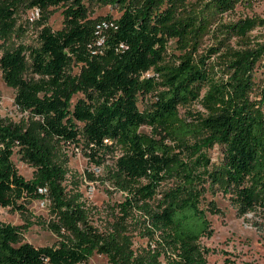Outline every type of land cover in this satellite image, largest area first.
<instances>
[{"label": "trees", "instance_id": "16d2710c", "mask_svg": "<svg viewBox=\"0 0 264 264\" xmlns=\"http://www.w3.org/2000/svg\"><path fill=\"white\" fill-rule=\"evenodd\" d=\"M239 2L0 0L3 79L36 118L22 128L0 115V206L49 199L43 224L57 236L35 246L23 239L27 225L0 219V264H86L95 253L111 264H209L202 238L214 234L209 213L222 211L208 192L229 195L238 216L264 215V79L254 75L264 44L250 37L264 19L225 24L235 46L205 47L218 16ZM107 6L118 15L93 16ZM59 7L55 29L48 22ZM23 11L39 17L37 44L15 41ZM196 101L203 110L182 111ZM70 144H82L90 163L112 162L107 180L125 194L119 228L100 231L81 193L67 192L55 153ZM16 152L35 168L32 179L19 173ZM133 222L144 240L137 249Z\"/></svg>", "mask_w": 264, "mask_h": 264}, {"label": "rangeland", "instance_id": "374dc122", "mask_svg": "<svg viewBox=\"0 0 264 264\" xmlns=\"http://www.w3.org/2000/svg\"><path fill=\"white\" fill-rule=\"evenodd\" d=\"M118 13L110 7L94 8L93 16L100 13ZM264 19V0H240L233 10L224 12L218 16L213 24L210 34L205 41V47H219L222 42H231L235 46L236 39L227 35L224 25L236 22L241 19ZM62 8H55L49 25L57 29L62 26ZM22 26L24 31L17 42L26 44H37V35L41 29L39 17L35 11H23L18 15V27ZM252 46L264 44V26H257L251 33ZM13 40H11L12 42ZM1 43V41H0ZM172 48L174 43L171 42ZM2 48L0 46V56ZM255 78L258 82L264 79V64L255 71ZM149 97H147L148 99ZM15 89L9 87L3 79L0 69V115L5 122L27 128L33 125L36 118L30 112L22 111L14 104ZM141 101L140 106L145 105ZM191 109L192 111L203 110L200 102L184 107L182 111ZM144 132H150V128L142 127ZM212 161L219 163L222 159V148L214 145L208 149ZM56 160L63 164L68 173L65 186L69 194L81 193L82 201L87 209L90 221L102 232L111 231L114 226H118V221H123L118 204L125 198V194L119 191L107 180L108 165L97 166L90 163L85 154L82 144L64 145L56 150ZM111 159V158H110ZM13 161L20 174L26 179L34 177L35 168L22 160L16 152ZM107 165V166H106ZM89 173L93 179L89 178ZM207 199H214L221 209L220 214L209 213V218L214 227V234L211 237L202 238V243L210 248L208 256L209 264H264V215L258 212H250L244 216H238L236 209L232 206L229 195L222 191L208 192ZM26 209L20 210L16 207H1L0 219L13 225H27L24 227V241L35 246L53 244L57 236L46 228L45 224L52 218L50 213L51 201L49 199H34L29 203L25 201ZM138 220V215L133 216ZM129 234L133 241V247L137 249L144 240L138 234L135 222L129 224ZM86 264H111L109 258L104 254L95 253Z\"/></svg>", "mask_w": 264, "mask_h": 264}]
</instances>
